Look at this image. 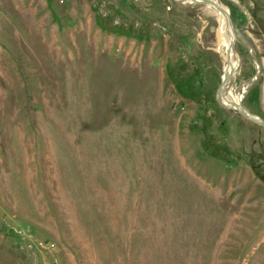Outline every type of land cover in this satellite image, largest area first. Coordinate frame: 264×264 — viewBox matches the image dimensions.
Segmentation results:
<instances>
[{
	"label": "rangeland",
	"instance_id": "1",
	"mask_svg": "<svg viewBox=\"0 0 264 264\" xmlns=\"http://www.w3.org/2000/svg\"><path fill=\"white\" fill-rule=\"evenodd\" d=\"M215 1L264 121V0ZM207 7L0 0V264H264V128L218 101Z\"/></svg>",
	"mask_w": 264,
	"mask_h": 264
},
{
	"label": "bare ground",
	"instance_id": "2",
	"mask_svg": "<svg viewBox=\"0 0 264 264\" xmlns=\"http://www.w3.org/2000/svg\"><path fill=\"white\" fill-rule=\"evenodd\" d=\"M192 3L194 2H201L202 0H191ZM207 1V8H210V10L215 13L219 23L220 27L223 31L224 37L223 38V47L221 49H218L223 63H224V71H223V79H222V85L219 88L218 91V101L221 105H223L226 108L233 109L237 111L239 114L244 113L247 114L249 111L243 107L241 104V97L242 93L236 95L235 97H226V90L228 87V83L230 82V78L232 77L234 70L237 66V58L234 55L233 48H232V42L234 38L232 25H229L228 23V17L229 13L227 15L228 10L220 5L215 0H206ZM203 2V1H202ZM247 86V85H246Z\"/></svg>",
	"mask_w": 264,
	"mask_h": 264
},
{
	"label": "water",
	"instance_id": "3",
	"mask_svg": "<svg viewBox=\"0 0 264 264\" xmlns=\"http://www.w3.org/2000/svg\"><path fill=\"white\" fill-rule=\"evenodd\" d=\"M202 1L206 2L205 0H202ZM227 15H228V12H227ZM228 23H229V25H232L231 20H230L229 17H228ZM234 40H235V37L233 38V42H234ZM233 42H232V45H233ZM240 115L243 118H245V119H247L249 121H252L253 123H256L257 125H259L262 128H264V121L262 119L258 118L257 116L252 115L250 112L247 113V114L240 113Z\"/></svg>",
	"mask_w": 264,
	"mask_h": 264
},
{
	"label": "trees",
	"instance_id": "4",
	"mask_svg": "<svg viewBox=\"0 0 264 264\" xmlns=\"http://www.w3.org/2000/svg\"><path fill=\"white\" fill-rule=\"evenodd\" d=\"M211 156L212 157H214V158H218L215 154L213 155V154H211ZM221 159V158H220ZM234 163V162H233Z\"/></svg>",
	"mask_w": 264,
	"mask_h": 264
}]
</instances>
